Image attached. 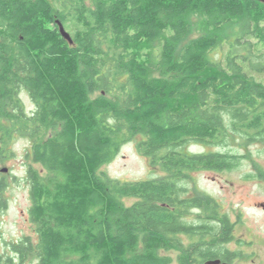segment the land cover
I'll return each mask as SVG.
<instances>
[{"label":"trees","instance_id":"obj_1","mask_svg":"<svg viewBox=\"0 0 264 264\" xmlns=\"http://www.w3.org/2000/svg\"><path fill=\"white\" fill-rule=\"evenodd\" d=\"M16 135L35 237L0 264H235V223L187 182L250 155L190 146L264 141V2L0 0L1 146ZM128 143L163 174L103 170Z\"/></svg>","mask_w":264,"mask_h":264},{"label":"rangeland","instance_id":"obj_2","mask_svg":"<svg viewBox=\"0 0 264 264\" xmlns=\"http://www.w3.org/2000/svg\"><path fill=\"white\" fill-rule=\"evenodd\" d=\"M23 97L26 107L33 109V101L26 94ZM30 147L31 143L26 137L16 135L7 146V156H0V181L3 182L0 186V200L7 203V207L0 209V251L4 253L10 252L11 243L18 242L24 236L35 237L34 225L29 218L31 199L28 169L33 164ZM190 149L250 155V158L243 159V163L232 171L192 172V178L187 184L216 199L220 212L226 213L235 223V239L229 247L243 253L235 264H264V176H261L264 175V141L245 145L239 139L231 138L227 146L197 143L192 144ZM34 166L42 170L39 165ZM4 168H8V171L3 172ZM103 170L121 181L157 178L163 174V169L159 165H152L148 158L137 151L133 143L125 144L117 157L103 166ZM132 200L126 201L129 203ZM195 216L197 215L193 214L189 218H196ZM168 253L174 258L171 264H178L177 253ZM25 264H37V260L30 258Z\"/></svg>","mask_w":264,"mask_h":264},{"label":"water","instance_id":"obj_3","mask_svg":"<svg viewBox=\"0 0 264 264\" xmlns=\"http://www.w3.org/2000/svg\"><path fill=\"white\" fill-rule=\"evenodd\" d=\"M258 1H261V2H264V0H258ZM59 23V27H60V30L62 32V35L70 42V43H73L74 41L72 40V37L70 35V33L65 29V26L62 22L58 21ZM8 171V168H4L3 169V172H6ZM262 206L264 207V203L262 204ZM221 263V260L217 259V260H210L208 261L206 264H220Z\"/></svg>","mask_w":264,"mask_h":264},{"label":"flooded vegetation","instance_id":"obj_4","mask_svg":"<svg viewBox=\"0 0 264 264\" xmlns=\"http://www.w3.org/2000/svg\"><path fill=\"white\" fill-rule=\"evenodd\" d=\"M31 110V109H30ZM9 145V143L8 144H6V145H3V146H1V144H0V147L2 148V154H0V156H7V154H8V152H7V146ZM0 148V149H1ZM2 181H0V183H1ZM2 184H3V182H2ZM0 186H1V184H0ZM1 200H3V199H1ZM0 200V209H3L4 207H7V203L6 202H4V200H3V202Z\"/></svg>","mask_w":264,"mask_h":264}]
</instances>
